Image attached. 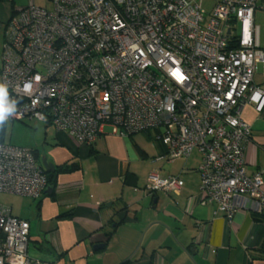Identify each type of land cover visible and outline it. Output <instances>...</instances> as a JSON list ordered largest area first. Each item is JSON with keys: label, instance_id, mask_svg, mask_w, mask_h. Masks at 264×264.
I'll return each mask as SVG.
<instances>
[{"label": "built area", "instance_id": "built-area-1", "mask_svg": "<svg viewBox=\"0 0 264 264\" xmlns=\"http://www.w3.org/2000/svg\"><path fill=\"white\" fill-rule=\"evenodd\" d=\"M32 0L0 25V83L8 121L35 120L91 146L109 124L128 137L152 131L168 162L197 150L199 203L231 222L264 210L261 172L245 170L251 126L241 108L264 106L253 78L264 52L256 0ZM1 126V125H0ZM157 157L155 159H160ZM180 174L153 170L144 191L175 193ZM46 171L33 150L0 141V193L37 199ZM29 222L0 203V264H46L27 252Z\"/></svg>", "mask_w": 264, "mask_h": 264}, {"label": "crops", "instance_id": "crops-1", "mask_svg": "<svg viewBox=\"0 0 264 264\" xmlns=\"http://www.w3.org/2000/svg\"><path fill=\"white\" fill-rule=\"evenodd\" d=\"M5 15L1 10L0 25L9 20ZM253 21L264 52V0H256ZM253 81L264 89V62L257 63ZM241 118L251 126L250 139L243 144L245 170L249 175L259 171L264 179V106L258 111L244 105ZM48 127L54 138L42 157L55 165L53 171L72 161L79 168L55 172L53 183L37 199L11 195L17 199L7 205L11 214L29 222L31 258L46 264H264V210L237 212L229 222L214 205H201L199 153L197 167L166 174H180L184 184L178 192H158L149 200L143 190L148 176L140 188L133 169L138 153H147L133 135L125 139L105 124L86 146ZM145 134L158 149L159 160L171 163L163 156L164 146ZM28 149L40 159L37 149ZM189 170L193 175L185 179L182 174ZM123 207L126 218L121 221ZM96 244L103 248L94 250Z\"/></svg>", "mask_w": 264, "mask_h": 264}, {"label": "rangeland", "instance_id": "rangeland-1", "mask_svg": "<svg viewBox=\"0 0 264 264\" xmlns=\"http://www.w3.org/2000/svg\"><path fill=\"white\" fill-rule=\"evenodd\" d=\"M34 4L37 6L48 7L49 3L47 0H32ZM30 0H0V11L4 10L5 16L9 18L11 11H13V15L15 14V9L19 7H24L29 4ZM214 0H207L203 3V7L205 10H210ZM12 8V9H11ZM12 15V16H13ZM7 18V19H8ZM7 21H5L2 25L4 26ZM2 35L0 38V63H1V53H2ZM4 133L2 138L4 142H9L14 145H20L27 148L37 149L40 155V159H38L41 164V157L47 152L48 145L51 140L54 138V130L50 127L46 128L44 123L37 122L35 120L22 122V121H8L4 124ZM152 134V131H149ZM49 137V138H48ZM48 138V139H47ZM127 139V137L125 138ZM137 141L141 144L142 149L146 151V155L142 156L138 153V161L134 162L133 169L137 172L139 177L138 187H142L146 176L153 170L158 171L161 175H166L169 172H177L185 168L197 167L198 163V152L194 150L191 156L188 159L174 160L171 163H167L164 160L155 159L158 157V149L156 148L154 142L147 138L145 132L136 133L133 135V142ZM133 146V145H132ZM134 147V146H133ZM135 149V148H133ZM136 151V149H135ZM186 162V163H185ZM184 163V164H183ZM187 164V165H186ZM188 174H182L183 177H186L190 174L193 175L192 170ZM196 174V173H195ZM200 181V176H199ZM145 194V193H144ZM150 200V194H146ZM17 199L12 197L9 194L0 193V203L4 205L11 206L12 203L16 202Z\"/></svg>", "mask_w": 264, "mask_h": 264}, {"label": "clouds", "instance_id": "clouds-1", "mask_svg": "<svg viewBox=\"0 0 264 264\" xmlns=\"http://www.w3.org/2000/svg\"><path fill=\"white\" fill-rule=\"evenodd\" d=\"M16 101L9 102L7 85L0 83V125L15 114Z\"/></svg>", "mask_w": 264, "mask_h": 264}, {"label": "trees", "instance_id": "trees-1", "mask_svg": "<svg viewBox=\"0 0 264 264\" xmlns=\"http://www.w3.org/2000/svg\"><path fill=\"white\" fill-rule=\"evenodd\" d=\"M4 124H5V123H4ZM4 124L0 126V141H4L3 138H2V135H3V133H4V128H5V127H4V126H5ZM131 136H132V135H130V136H128V137H131ZM33 152H34L35 156L37 157L36 152H35V151H33ZM78 168H79V164H78V162H77V161H72V162H69V163L67 162V163L62 164L61 166L58 167V169L56 168L55 171L46 172L47 184H48V183H53V176H54V173H55V172H57V171L71 172V171H74V170H76V169H78ZM121 212L123 213V214H122L121 221H124L125 218H126V208L123 207V208L121 209ZM126 263H128V261L125 262V264H126Z\"/></svg>", "mask_w": 264, "mask_h": 264}, {"label": "water", "instance_id": "water-1", "mask_svg": "<svg viewBox=\"0 0 264 264\" xmlns=\"http://www.w3.org/2000/svg\"><path fill=\"white\" fill-rule=\"evenodd\" d=\"M41 165L43 166V168L45 169L46 172H51L55 168V165L53 163L47 161L46 157H42ZM47 189H48V187H47ZM102 248H103V244H96L93 247L94 250H100Z\"/></svg>", "mask_w": 264, "mask_h": 264}]
</instances>
